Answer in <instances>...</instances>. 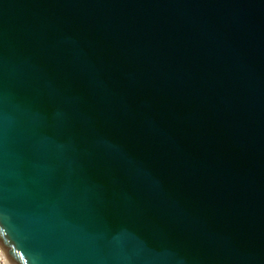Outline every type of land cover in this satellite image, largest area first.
Listing matches in <instances>:
<instances>
[{
    "label": "water",
    "instance_id": "water-1",
    "mask_svg": "<svg viewBox=\"0 0 264 264\" xmlns=\"http://www.w3.org/2000/svg\"><path fill=\"white\" fill-rule=\"evenodd\" d=\"M0 246L264 264V0H0Z\"/></svg>",
    "mask_w": 264,
    "mask_h": 264
},
{
    "label": "built area",
    "instance_id": "built-area-1",
    "mask_svg": "<svg viewBox=\"0 0 264 264\" xmlns=\"http://www.w3.org/2000/svg\"><path fill=\"white\" fill-rule=\"evenodd\" d=\"M8 261H9L8 257L6 256V254L4 253V251L1 248V250H0V264H9Z\"/></svg>",
    "mask_w": 264,
    "mask_h": 264
},
{
    "label": "bare ground",
    "instance_id": "bare-ground-1",
    "mask_svg": "<svg viewBox=\"0 0 264 264\" xmlns=\"http://www.w3.org/2000/svg\"><path fill=\"white\" fill-rule=\"evenodd\" d=\"M0 250H1V246H0ZM8 262H9V264H12V263L10 262V260H9Z\"/></svg>",
    "mask_w": 264,
    "mask_h": 264
}]
</instances>
